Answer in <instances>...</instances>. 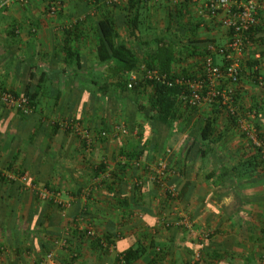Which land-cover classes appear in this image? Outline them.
Masks as SVG:
<instances>
[{
  "label": "crops",
  "instance_id": "1",
  "mask_svg": "<svg viewBox=\"0 0 264 264\" xmlns=\"http://www.w3.org/2000/svg\"><path fill=\"white\" fill-rule=\"evenodd\" d=\"M196 10L190 1L63 0L51 15L46 0H0V92L33 106L21 114L0 97V264H31L49 250L58 264H120L137 246L130 264H191L196 251L195 264H264V84L245 67L233 85L240 114L254 112L256 146L209 105L177 98L170 125L148 121L137 105L152 87L141 100L122 87L118 61L97 58V22L107 16L135 53L132 70L162 39L173 44L172 70L197 76L205 42L222 44L227 31L215 19L201 23ZM259 35L247 52L264 60ZM71 118L92 130L90 146L61 124ZM159 158L172 170L164 184L176 188L175 200L151 178ZM32 184L59 192L62 204L40 200ZM164 215L188 225L165 227ZM81 217L95 237L85 236Z\"/></svg>",
  "mask_w": 264,
  "mask_h": 264
},
{
  "label": "built area",
  "instance_id": "2",
  "mask_svg": "<svg viewBox=\"0 0 264 264\" xmlns=\"http://www.w3.org/2000/svg\"><path fill=\"white\" fill-rule=\"evenodd\" d=\"M47 11L53 15L62 7L63 0H46ZM105 4L114 6L126 0H103ZM156 1V0H154ZM197 4V16L200 22L217 20V22L227 31V39L224 43L218 44L213 40H207L203 46V51L199 58L200 72L197 76L189 77L184 74L169 75L167 72L159 68L147 67L140 64L137 69L128 70L125 75L127 77L126 86L132 88L140 82L152 81L159 82L168 88L177 87V98L186 106L198 108L202 105H209L218 111H223L235 117L238 128L251 139L256 146H261V142L257 139V131L252 119L254 112H248L247 116H242L238 109L235 98V90L233 85L239 83L244 71L242 65L247 57V49L250 39L246 32L253 28L260 21L264 20V0H173L177 5L185 2ZM219 57V61H216ZM254 57L258 62L249 70L255 82L260 85L264 84V60L260 58L259 53H255ZM227 81L225 83L224 81ZM225 83V84H224ZM0 97L11 107L21 114H28L33 111V106L28 98L24 95H16L9 91L0 92ZM65 128L74 131L86 146H90L94 135L92 130L82 125L74 118L61 121ZM112 129L123 135L128 134L129 127L123 123H116ZM101 137L106 136V131L100 132ZM264 157V156H263ZM134 165H139L140 160H134ZM172 173L166 159L159 158L151 169V178L159 182L163 193L168 199L175 200L178 191L173 186L164 184L165 179ZM22 181H26L24 175L19 176ZM35 194L40 200L50 201L55 204H62L59 192H54L47 187L31 185ZM84 218L81 217V220ZM179 219V220H178ZM177 225H188V219L184 217L175 218ZM172 222L170 217L164 215L162 224L165 227L176 223ZM81 229L87 237H95L96 232L90 223L82 221ZM209 231L201 234L204 238L209 235ZM65 240H62L64 243ZM100 246L109 249L115 248L114 244L109 240L99 238ZM156 251L160 248L156 247ZM200 252L196 251L193 255L191 264H195L200 259ZM120 264L124 262L123 253L119 254ZM31 264H58L54 251L49 250L44 253L42 259Z\"/></svg>",
  "mask_w": 264,
  "mask_h": 264
},
{
  "label": "trees",
  "instance_id": "3",
  "mask_svg": "<svg viewBox=\"0 0 264 264\" xmlns=\"http://www.w3.org/2000/svg\"><path fill=\"white\" fill-rule=\"evenodd\" d=\"M97 28L100 33L99 41L97 44L98 60L100 62H108L110 60L118 61V65H120V67L117 66V68L115 69L117 70V74L119 75L118 78L121 82V85L126 91L140 93L141 89H143L146 85H150L152 87V92L148 98V102L147 104H143L142 102L138 103V111L141 113V111L144 110L143 115L148 121H160L166 125H170L172 117H174L175 114L176 103L177 101L179 102V100L177 99L178 88H168L167 86L159 82L146 81L140 82L139 84H136L132 88L128 89L126 86L127 81L123 76V72L124 70H131L132 68L136 67L137 58L135 57V53L130 48L125 46L123 42L117 41L113 22L107 16L102 17L100 20H98ZM262 32H264V20L260 21L253 28L249 29L246 32V35L252 43L253 40L256 41L258 38L261 40L262 37L259 34H261ZM159 43L161 44L155 48L153 53H150L148 56H145L143 58V63H145L147 67L159 68L167 72L171 76H175L176 74H184L189 77L195 76L192 72L186 70L181 72L173 71L171 68V62L174 60V55L172 53L173 50L171 48L173 44L170 41H165L162 39L158 42V44ZM257 62L258 59L255 58L254 55H249L246 57V60L244 61L242 67H247L249 70H251V68ZM256 73L257 72L253 74L251 73V76L256 75ZM224 82L227 83L226 80ZM235 98L237 102L236 95ZM212 108L215 109L214 107ZM226 116L230 122L235 121L234 116L230 114H226ZM209 127L210 123L208 122L204 126V129H207ZM262 163L264 164V161H262ZM142 251L143 249L138 248V246L133 249L129 248L128 250L124 251V262L126 264H130L131 260L139 256Z\"/></svg>",
  "mask_w": 264,
  "mask_h": 264
},
{
  "label": "rangeland",
  "instance_id": "4",
  "mask_svg": "<svg viewBox=\"0 0 264 264\" xmlns=\"http://www.w3.org/2000/svg\"><path fill=\"white\" fill-rule=\"evenodd\" d=\"M214 41V40H213ZM251 44V43H250ZM250 46L248 45V48H249ZM247 56H248V52H247ZM144 88H146V87H144ZM141 89L140 91V93H141V100H146L147 99V97H148V95H147V93H148V91L146 90V89ZM149 94V93H148Z\"/></svg>",
  "mask_w": 264,
  "mask_h": 264
}]
</instances>
